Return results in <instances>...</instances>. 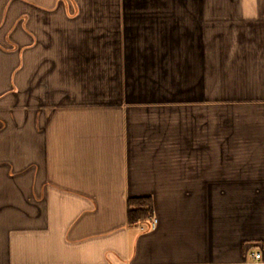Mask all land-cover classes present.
I'll return each instance as SVG.
<instances>
[{"label": "crops", "instance_id": "crops-1", "mask_svg": "<svg viewBox=\"0 0 264 264\" xmlns=\"http://www.w3.org/2000/svg\"><path fill=\"white\" fill-rule=\"evenodd\" d=\"M0 264H264V0H0Z\"/></svg>", "mask_w": 264, "mask_h": 264}, {"label": "trees", "instance_id": "trees-1", "mask_svg": "<svg viewBox=\"0 0 264 264\" xmlns=\"http://www.w3.org/2000/svg\"><path fill=\"white\" fill-rule=\"evenodd\" d=\"M128 217L131 225L147 221L154 217V201L152 197L130 199Z\"/></svg>", "mask_w": 264, "mask_h": 264}, {"label": "built area", "instance_id": "built-area-1", "mask_svg": "<svg viewBox=\"0 0 264 264\" xmlns=\"http://www.w3.org/2000/svg\"><path fill=\"white\" fill-rule=\"evenodd\" d=\"M146 223H148V225H149V229L151 230V229H155V228L157 227V224L159 223V221H158L157 218L152 217V218H150L149 220H147ZM255 258H256L257 260H260V259L262 258V255H261V254H257V255L255 256Z\"/></svg>", "mask_w": 264, "mask_h": 264}]
</instances>
